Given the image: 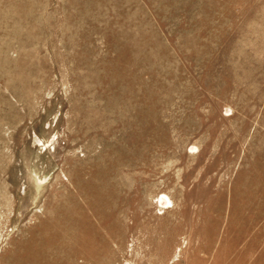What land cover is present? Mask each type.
<instances>
[{"label":"rangeland","instance_id":"1","mask_svg":"<svg viewBox=\"0 0 264 264\" xmlns=\"http://www.w3.org/2000/svg\"><path fill=\"white\" fill-rule=\"evenodd\" d=\"M0 264H264V0H0Z\"/></svg>","mask_w":264,"mask_h":264}]
</instances>
